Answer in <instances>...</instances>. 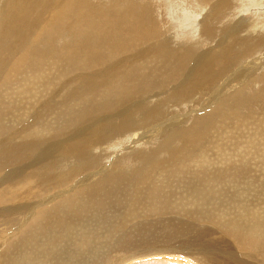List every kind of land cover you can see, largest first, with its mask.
Segmentation results:
<instances>
[{"label":"rangeland","instance_id":"rangeland-1","mask_svg":"<svg viewBox=\"0 0 264 264\" xmlns=\"http://www.w3.org/2000/svg\"><path fill=\"white\" fill-rule=\"evenodd\" d=\"M6 1L0 0V8ZM88 1L92 9L107 11L110 19L118 11H125L116 10L119 0ZM128 2L125 0V5ZM131 3L130 6H141L139 9L147 11L157 30L155 36L141 38L137 32L130 33L129 20L125 26L115 25L112 33L104 29L103 33L111 36L106 37L109 47L101 64L96 65L87 63L94 54L93 48L86 53L79 50L72 54L69 50L71 39L82 44L86 40L101 41L103 37L86 25L77 26L75 16L65 22L63 31L53 34L45 31L47 34L42 33L35 43L32 41L36 32L27 27L32 20L27 23L28 29L23 30L27 40L21 39L31 41L32 55L28 65L17 69L13 68L14 63L28 50L19 48L15 37L0 29L6 33L5 37L9 34L5 38L0 32V56L6 51V56L0 59L8 60V63L0 61V70L4 68L0 72V264L8 260L12 264H200L190 256L171 251L154 255V249L163 244L167 248L189 242L195 243L196 248L199 243L202 245L200 233L206 237L203 242L214 240L216 245L220 239L228 243L225 248L232 247L240 260L264 264L260 235L253 242L248 236L247 242L253 248L244 250L224 226L229 218L209 222L202 220L200 214L203 209L214 211L205 204L213 202V208H219L224 201L229 206L226 208L238 211L231 210L232 217L246 212L242 205H249L247 211L252 209L251 215L264 219V0H212L205 6L198 0H131ZM221 3L223 11L219 14ZM67 25L72 28L68 30ZM120 26H124V31L127 29V36ZM75 30L77 37L82 33L79 38ZM10 36L15 43L10 39L7 43ZM51 45L58 48L60 56L47 53ZM159 46L172 52L191 53L192 59L188 65L184 64L183 72L182 68L179 70L181 75L177 79L171 71L174 67L171 60L148 56V51ZM9 50L13 52L11 55L7 54ZM205 53L220 58L212 66L217 71L216 78L209 86L205 84L204 88L187 93L191 71L206 60ZM44 57L47 60L43 61ZM124 70L125 75L120 78ZM113 73L115 76H110ZM174 92H183L184 96L178 98ZM154 109L158 116L140 122L145 111ZM124 116L132 117L129 121L133 125L119 130ZM204 120L210 125L206 126ZM105 123L109 125L104 126L108 131L103 129ZM177 129L184 132L197 129L195 136L204 131V137H194L200 141L191 140L185 145L179 140L171 141L174 148L182 149L175 160L172 151L169 153L162 145L171 144L166 141L167 134ZM91 133L99 136L97 143L79 154L64 157L61 147L91 137ZM4 146L11 150L14 159ZM85 162L90 168L85 167ZM231 164L235 165L232 170ZM107 175L108 180H104ZM210 176L219 178L218 182ZM228 178V184L224 183ZM192 190L211 194L209 201L192 203ZM217 214L227 216L225 210ZM179 227L184 229L181 232L192 227V233L188 230L178 236ZM55 244L66 247L65 252L63 248L58 252L59 258L52 250Z\"/></svg>","mask_w":264,"mask_h":264},{"label":"bare ground","instance_id":"bare-ground-1","mask_svg":"<svg viewBox=\"0 0 264 264\" xmlns=\"http://www.w3.org/2000/svg\"><path fill=\"white\" fill-rule=\"evenodd\" d=\"M5 1V0H4ZM114 1V0H113ZM128 1V0H127ZM203 6H205L204 4H206L207 5V3H209L210 4V1H212V0H198ZM130 3H131V0H130ZM130 3L128 2L126 5H125V0L124 1H117V9L116 10H121V9H124L125 11H118L113 17H111V19L110 18H108V14H107V11H99V10H96V9H92L91 8V6H90V3H89V1L88 0H7L6 1V4L3 6V7H1L0 8V29L2 30V29H4V32L6 31V33H11L10 35H12L13 37H15L14 39H13V37L12 36H10V38H8V39H6V41H8L9 39L11 40V37H12V39L13 40H15V42L14 41H12L11 43L13 44V43H15V45L17 44L18 45V47L19 46H21L22 48H24L25 50L27 49L28 51H25V52H27V53H24V55H23V57H21V59L20 58H17V59H19L18 61H14L13 63H14V67L13 68H15V69H17V68H19V67H21V66H24L25 67V65H28L29 63H28V60L30 61V56L32 55V54H30L29 52H30V46H31V41L30 42H27V41H24V40H27V39H25V32L23 33V30L24 29H28V28H26V25H27V23L29 24V22L31 21V23H30V25L28 26L27 25V27H32L31 29H28L30 32L32 31L33 33L34 32H36V34H35V40H33L32 41V43H35L36 42V40H37V42H38V40H40V38H41V36H42V33H43V35H44V33H45V31L46 32H49V34L51 33V34H53V32H55V33H58V31L60 32V30H62V29H64V27L65 26H63L64 24H65V22L66 21H68V19L70 18V17H76L77 19H76V25L77 26H82V25H86L89 29H91V30H93V31H95L96 33H99V34H101L103 37H105V39L103 38V37H101V41L98 39V41H95V40H86V41H84L82 44L81 43H79V42H74L73 43V41H74V39H71V40H73L72 41V43L71 42H69L68 43V46H69V50L71 51V53L72 52H74V53H76V52H78L79 50L81 51L82 50V52L84 51H88L90 48H93L94 49V54H92L89 58H88V62H87V58H86V62L87 63H91L92 62V64H94V65H96V64H101V62H100V60L101 59H104V56H103V54L106 52V50L108 51V47H109V42H108V40L106 39V37H111L110 36V34H108V35H106V34H104L103 33V31H104V29H107L109 32H111L112 33V31L115 29V25H121V24H124V26L126 25L125 23L129 20L130 21V25L131 26H129L130 27V33H134V32H137V33H139V36L141 37V38H145V37H148V38H150V36H155V33H156V27H154V25H153V21L151 20V19H149V17H148V15H147V11L146 12H143L141 9H139V7L141 8V6H137L138 8H135V7H133L132 5L134 4V2H132L131 4V6H130ZM136 4V3H135ZM100 5V4H99ZM113 5V4H112ZM115 5V6H116ZM136 5H139L138 3L136 4ZM147 5V4H146ZM114 6V5H113ZM202 6V7H203ZM210 6V5H209ZM111 6H109V8H110ZM130 7V8H129ZM207 7V6H206ZM128 9V10H127ZM112 10V9H111ZM127 10V11H126ZM149 10V9H148ZM207 10V9H206ZM223 11V4L221 3L220 4V6H218V9H217V12L219 13V11ZM185 11V10H184ZM150 12V11H149ZM217 13V14H218ZM220 14V13H219ZM110 16H112V15H110ZM44 17H46V20H44L43 18ZM74 17V18H75ZM202 19V18H201ZM151 20V21H150ZM71 22V21H70ZM70 23H68V25H69ZM68 25H67V29L69 30V28H72L71 26H69V28H68ZM123 26V27H124ZM121 27V26H120ZM119 27V29H121L122 28V30L124 31V29H123V27H121L120 28ZM202 27V26H201ZM99 28V29H98ZM149 28V29H148ZM209 28H210V26H209ZM38 29V30H37ZM66 29V28H65ZM211 29V28H210ZM67 30V31H68ZM73 30V29H72ZM106 30V31H107ZM117 30H118V28H117ZM201 30H203V28L201 29ZM206 30V29H205ZM209 30V29H208ZM14 31L16 32V34H14ZM63 31V30H62ZM65 31V30H64ZM71 31V30H70ZM1 33H2V35L5 37V34L6 33H4L3 34V32L2 31H0ZM29 32V33H30ZM75 32V34H76V37H77V33H76V30L74 31ZM73 32V33H74ZM128 31H127V29L124 31V34H126ZM203 32H204V30H203ZM208 32V34H211V32L209 33V31H207ZM207 32L205 33L206 35H207ZM15 35H13V34ZM72 33V35H74ZM79 33V32H78ZM81 33V32H80ZM79 33V35H81ZM132 33V34H133ZM9 34H7V36L9 35ZM47 33H45V35H46ZM123 34V35H124ZM23 35H24V37H23ZM29 35V34H28ZM79 35H78V37L77 38H79ZM84 35V34H83ZM114 35H117V34H114ZM2 36V37H3ZM7 36L5 37V38H7ZM16 36L17 37H19L20 36V38H16ZM32 36H33V34H32ZM48 36V35H47ZM50 36V35H49ZM126 36H127V34H126ZM130 36H132L131 34H130ZM225 36V35H224ZM1 37V38H2ZM4 37L2 38L3 40H4ZM21 37L22 38H24V40H22L21 39ZM75 37V36H74ZM76 37H75V39H76ZM116 37V36H115ZM49 38V37H48ZM81 38V37H80ZM33 39V38H32ZM55 39V38H54ZM83 39H84V37H83ZM86 39V38H85ZM233 39H234V37H233ZM261 38H259V40H260ZM10 40L7 42V43H9L10 42ZM50 40V39H49ZM111 39H109V41H110ZM122 40H124L125 41V39H122ZM138 40V39H137ZM35 41V42H34ZM54 41V40H53ZM100 41V42H99ZM113 41V40H112ZM123 41V42H124ZM144 41V40H143ZM45 42H46V40H45ZM106 42H108V44L106 43ZM134 42H135V40H134ZM158 42V41H157ZM229 42V41H228ZM22 43H24V45L22 44ZM52 43V42H51ZM257 43V42H256ZM255 43V44H256ZM262 43V42H261ZM6 44V43H5ZM5 44H2V45H5ZM42 44H44V43H42ZM84 44H86V45H84ZM150 44V43H149ZM227 44V43H226ZM252 44H254V43H252ZM23 45V46H22ZM48 45V44H47ZM229 44H227V46H228ZM6 46V45H5ZM12 46V45H11ZM227 46H225V47H227ZM248 46H251V45H248ZM40 47V46H39ZM65 47V46H64ZM224 47V48H225ZM233 47V46H232ZM257 47V46H256ZM1 48H2V46H1ZM0 48V50L2 51V49ZM17 48V47H16ZM20 48V47H19ZM18 48V49H19ZM35 48V47H34ZM66 48V47H65ZM111 48V47H110ZM109 48V49H110ZM185 48V47H184ZM224 48H223V50H224ZM250 48V47H249ZM8 49V48H7ZM11 49V48H10ZM229 49V48H228ZM232 49V48H231ZM4 50V49H3ZM6 50V49H5ZM45 50V49H44ZM57 50H58V48H57ZM56 49H55V47H52V45H51V47H49V49L47 50V53L48 54H50V55H52L54 52L55 53H57L58 51H57ZM151 50V49H150ZM189 50V49H188ZM221 50V49H220ZM245 48H244V52H245ZM250 50V49H249ZM252 50V49H251ZM8 51V50H7ZM10 51V50H9ZM19 51V50H18ZM23 51V50H22ZM57 51V52H56ZM90 51V50H89ZM12 51H10V52H8L7 54H10ZM17 52V51H16ZM60 52V51H59ZM61 52H65V49L63 48V49H61ZM81 52V53H82ZM93 52V51H92ZM224 52H225V50H224ZM223 52V53H224ZM227 52V51H226ZM229 52V51H228ZM0 53H2V52H0ZM13 53V52H12ZM11 53V54H12ZM36 53V52H35ZM46 53V54H47ZM67 53V52H66ZM70 53V54H71ZM86 53V52H85ZM84 53V54H85ZM149 53V54H148ZM148 56H153V57H158L159 59H164L165 61L166 60H171V63H174V67L171 69V71H172V73L175 75V78L177 79L178 77H180V73H178L179 72V70L182 68V72L184 71V64H187L188 65V62L192 59V57H191V53L190 52H178V51H175V52H172V51H169L168 49H167V47H153V49L149 52L148 51ZM222 53V52H221ZM243 53V52H242ZM10 54V55H11ZM18 54V53H17ZM23 54V53H22ZM34 54V53H33ZM43 54V53H42ZM44 54H45V52H44ZM47 54V55H48ZM60 54H62V53H60ZM73 54V53H72ZM80 54V53H79ZM83 54V53H82ZM16 55V54H15ZM20 55V54H19ZM39 55H41V52H40V54ZM56 55V54H55ZM59 54L57 53V55L56 56H58ZM63 55V54H62ZM61 55V56H62ZM78 55V54H77ZM106 55V54H105ZM205 55H206V53H205ZM211 54L209 53L208 55H206L205 56V58H206V60H204L203 62H201V63H198V65H197V68H194V70H192L191 71V78H190V81H189V78H188V84H190L189 86H188V90H187V93H188V91H191V90H193V89H195V88H201V87H205L206 85L205 84H211V83H213V80H215L214 78H216V75H217V71H215V70H213L212 69V66H213V68H214V63L216 64L219 60H220V58H217L216 59V55H211ZM2 56V55H1ZM1 56H0V58H1ZM3 56H6V51H5V55L3 54ZM3 56H2V58H3ZM44 56V55H43ZM60 56V55H59ZM107 56V58L109 59V55L107 54L106 55ZM105 56V57H106ZM18 57V56H17ZM40 58H42V56H39ZM73 57H74V55H73ZM208 57V58H207ZM223 57H224V55H223ZM226 57H227V55H226ZM6 58V57H5ZM8 58V57H7ZM45 59L43 60V61H45V60H47L46 59V57H44ZM49 58V57H48ZM50 58L52 59V56H50ZM57 58V57H56ZM69 59H71L72 57H68ZM111 58V57H110ZM225 58V57H224ZM231 58H233V56H231ZM17 59H15V60H17ZM32 59V58H31ZM43 59V58H42ZM50 59V60H51ZM54 59H55V57H54ZM54 59H52V60H54ZM219 59V60H218ZM222 59V58H221ZM228 59V58H227ZM226 59V60H227ZM230 59V58H229ZM6 60V59H5ZM5 60H3L2 61V59H0V61L3 63ZM56 60H58V59H56ZM61 60V59H60ZM62 60H65V59H62ZM84 60V58H82V61ZM218 60V61H217ZM224 60V59H223ZM235 60V59H234ZM8 60H6V62H7ZM10 61V60H9ZM12 61H13V59L10 61L11 62V64H13L12 63ZM81 61V62H82ZM97 63H96V62ZM103 61V60H102ZM131 61V60H130ZM66 62V61H65ZM84 62H85V60H84ZM113 62V61H112ZM122 62V61H121ZM120 62V63H121ZM197 62V61H196ZM5 63V62H4ZM8 63V62H7ZM28 63V64H27ZM228 63V62H227ZM226 63V64H227ZM78 65L79 64H81V63H77ZM197 64V63H196ZM226 64H224L223 63V65H226ZM1 65V64H0ZM6 65V67H7V64H5ZM89 65V64H88ZM105 65V64H104ZM123 65H124V63H123ZM106 66V65H105ZM125 66V65H124ZM184 66V67H183ZM229 66V65H228ZM8 67H11V66H9L8 65ZM7 67V68H8ZM90 67H92V66H90ZM98 67V66H97ZM225 67V66H224ZM99 68V67H98ZM121 68H123L122 66H121ZM108 69V68H107ZM4 70V68H2V70H0V72L1 71H3ZM116 70V69H115ZM118 70V69H117ZM186 70V69H185ZM7 71V70H6ZM5 71V72H6ZM4 72V71H3ZM7 72H9L10 73V71H7ZM101 73V72H100ZM171 73V74H172ZM2 74V73H1ZM110 74H111V72H110ZM127 74V73H126ZM109 75V74H108ZM124 75H125V70H124V72L122 71V73H120L119 74V77L120 78H123L124 77ZM187 75V74H186ZM93 76V75H92ZM110 76H115V74L113 73V75H110ZM118 76V75H117ZM162 77V76H161ZM110 78V77H109ZM120 78H119V80H120ZM108 79V78H107ZM106 79V80H107ZM33 80V79H32ZM175 80V79H174ZM34 81V80H33ZM212 81V82H211ZM163 82H165V81H163ZM89 83V82H88ZM98 85V84H97ZM208 85V86H209ZM90 86H92V87H95V84L94 83H91V85ZM128 89H130V88H128ZM142 90V89H141ZM140 90V91H141ZM199 90V89H198ZM139 91V90H138ZM139 91V92H140ZM183 91V90H182ZM172 92V91H171ZM200 92V91H199ZM138 93V92H137ZM161 93V92H160ZM173 93V92H172ZM175 93V92H174ZM132 94V93H131ZM183 94V92H178V93H175L174 95H176V97H178V98H180L181 96H184V95H182ZM174 95H172V96H174ZM175 97V98H176ZM127 98V97H126ZM173 98V97H172ZM125 98H123V100H124ZM186 101V100H185ZM102 103V102H101ZM113 103V102H112ZM115 104V103H114ZM121 104V103H120ZM111 105V104H110ZM104 106V105H103ZM109 106V105H108ZM112 106V105H111ZM111 106H109V107H111ZM121 106V105H120ZM115 107V106H114ZM105 108V107H104ZM104 108H103V110H104ZM147 108V107H146ZM102 109V108H101ZM120 109V108H119ZM159 109V108H158ZM113 110V109H112ZM8 111V110H7ZM111 111V110H110ZM105 112H106V110H105ZM140 112V111H139ZM161 112V111H160ZM112 113H113V111H112ZM222 113V112H221ZM91 114V113H90ZM89 114V115H90ZM117 114V113H116ZM154 115H159V112L157 111V109H154L153 111H145L143 114H142V116H141V120H140V122L141 121H143V122H147V121H149L150 120V118L151 117H154ZM85 117V116H84ZM125 118H124V120L122 119V121H124L123 122V124H120L121 126L118 128L119 130L120 129H128V128H130L132 125H133V123H130V121L129 120H132L133 118L131 117H128V116H124ZM106 118V117H105ZM156 118V117H155ZM154 118V119H155ZM109 119V118H108ZM203 119V118H202ZM204 122H205V120H204ZM99 123V122H98ZM107 123H110L109 121L107 122ZM107 123H105L104 125H103V129H105L106 127H104V126H108V128H109V125H107ZM146 124H148V123H146ZM205 124H206V122H205ZM207 124H209L210 125V123H207ZM207 124H206V126H207ZM99 125H100V123H99ZM96 127H97V125H95ZM218 127V126H217ZM102 128V127H101ZM93 129V128H92ZM97 130L98 129H100L99 127L98 128H96ZM107 129V128H106ZM106 129L104 130V131H106ZM203 129V128H202ZM109 129H107V131H108ZM101 131V135H102V129L100 130ZM99 131V132H100ZM123 131V130H122ZM197 131V129L196 130H193V131H190L189 130V132H184V130L183 131H181V130H173V131H171L169 134H167V135H169L168 136V139L166 140V141H168L169 143H171V141L172 142H174V140H179V142L181 141L182 142V144H187L189 141H191V140H195V141H200V140H198V139H194V137H196V138H201L202 136L204 137V135H203V132L201 133H198V135H196L195 136V132ZM117 132V131H116ZM208 133V132H207ZM92 134V133H91ZM90 134V136L91 137H88V138H85V139H82L81 137V139L79 140V141H75L74 143H72L71 145H70V142H68L69 143V145H66L65 147H61L62 149H63V153L65 154V156L64 157H66V154H67V156H68V154H70V156L71 155H73V153L74 152H77L78 154H79V152L80 151H83V150H87L88 148H90V146L95 142V143H97L96 142V140H98V138H99V136H98V138H97V136H96V133H94V135L92 134L91 135ZM98 135H99V133H97ZM226 134V133H225ZM261 134V133H260ZM206 135H208V134H206ZM205 135V136H206ZM69 136V135H68ZM88 136V135H87ZM87 136H85V137H87ZM17 137H18V135H17ZM22 137V136H21ZM202 137V138H203ZM73 138V137H72ZM163 138V137H162ZM6 139V138H5ZM22 139V138H21ZM69 139V138H68ZM71 139V138H70ZM165 139V138H164ZM72 141V140H71ZM74 141V140H73ZM99 141H101V140H99ZM194 141V142H195ZM7 142V141H6ZM181 142H180V144H181ZM232 142V141H231ZM8 143V142H7ZM67 143V144H68ZM178 143V142H177ZM23 144V143H22ZM25 144V143H24ZM198 144V143H197ZM226 144V143H225ZM184 145H183V147H184ZM15 146H16V144H15ZM163 147H165V148H167V149H169V153H171V151H172V153H173V156L175 157L176 156V158H175V160L177 159V156H180V155H178V154H181V150L182 149H177V148H174L173 146L174 145H172V143L170 144V145H168V143L167 142H165L164 143V145H162ZM1 147H3V146H1ZM22 147V146H21ZM182 147V148H183ZM4 148H8V147H5L4 146ZM184 148H186V147H184ZM1 149H3V148H1ZM9 149H11V148H9ZM8 150V149H7ZM6 150V151H7ZM218 150V149H217ZM220 150H221V148H220ZM226 150V149H225ZM8 151H10V152H8L9 154V156H10V158L11 159H14V158H12L11 156L12 155H10V153H11V150H8ZM3 152V151H2ZM4 152H5V149H4ZM3 152V153H4ZM60 152H62V151H60ZM59 152V153H60ZM85 152V151H84ZM183 152V151H182ZM2 153V154H3ZM72 153V154H71ZM77 153H76V155H77ZM83 153V152H82ZM184 153V152H183ZM5 155L7 154V152H5L4 153ZM185 154V153H184ZM192 154V153H191ZM4 155V156H5ZM75 155V154H74ZM183 155V154H182ZM189 155V154H188ZM193 155V154H192ZM195 155V154H194ZM193 155V156H194ZM199 155H200V153H199ZM16 156H17V154H16ZM3 157V156H2ZM1 157V158H2ZM201 157V156H200ZM7 157H5V159H6ZM172 158V157H171ZM186 158V157H185ZM197 158V157H196ZM202 158V157H201ZM16 159H18V158H16ZM170 159V158H169ZM168 159V160H169ZM173 160H174V158H172ZM180 159V158H179ZM205 158H203V160H204ZM207 159V158H206ZM9 160V159H8ZM85 160V159H84ZM174 160V161H175ZM200 160V159H199ZM202 160V159H201ZM170 161H171V159H170ZM173 161V162H174ZM88 162H90L89 160H88ZM207 162V161H206ZM86 163V162H85ZM84 163V164H85ZM232 163V162H231ZM0 164H1V162H0ZM83 163H81L80 165H82ZM233 164H236L235 162L233 163ZM233 164H231L230 165V167L233 165ZM3 165V164H2ZM88 165V163H86V166L85 167H87V169L88 168H90V167H88L87 166ZM156 165V164H155ZM158 165H160V164H158ZM165 165V164H164ZM49 166V165H48ZM153 166V165H152ZM207 166H209V165H207ZM235 166V165H234ZM233 166V167H234ZM82 167H83V165H82ZM155 167V166H154ZM157 167V166H156ZM233 167H231V170L233 169ZM44 168V167H43ZM52 168V167H51ZM81 168V167H80ZM87 169L85 170V168H83V170L84 171H87ZM240 169V168H239ZM39 170V169H38ZM74 170V169H73ZM77 170V169H76ZM80 170V169H79ZM81 170H82V168H81ZM231 170H230V173H231ZM197 171H198V169H197ZM233 171H236V169H234ZM10 172V171H9ZM82 172V171H81ZM228 172V171H227ZM28 173V172H27ZM40 173V172H39ZM58 173V172H57ZM212 174H213V172H211ZM246 173V172H245ZM50 174V173H49ZM71 174V173H70ZM216 174V173H215ZM222 174V173H221ZM228 174H229V172H228ZM228 174L226 173V175L228 176ZM233 172L231 173V175L233 176ZM235 174H236V172H235ZM47 175V174H46ZM59 175V174H58ZM69 174H67V176H68ZM154 175V174H153ZM211 175V174H210ZM237 175V174H236ZM73 176V175H72ZM108 176V175H107ZM109 176L111 177V175L109 174ZM109 176L107 177V178H105L104 180H108V178H109ZM219 176V175H218ZM222 176V175H221ZM69 177V176H68ZM68 177H66V178H68ZM211 177V176H210ZM250 177V176H249ZM50 178H51V176H50ZM62 179H64L65 178V176H62L61 177ZM112 178V177H111ZM199 178V177H198ZM212 178V177H211ZM216 178V177H215ZM223 178V177H222ZM233 178V177H232ZM236 178V177H235ZM208 179V178H207ZM213 179V178H212ZM217 179H219V178H216V180L215 179H213L214 181H216V182H218V180ZM45 180V179H44ZM47 180V179H46ZM67 180V179H66ZM223 179H221V181H222ZM227 181H223L224 183H227L228 184V180H230V178H228V179H226ZM237 180V179H236ZM240 179H238V181H239ZM61 181V180H60ZM59 181V182H60ZM121 181V180H120ZM48 183H49V181H47ZM51 182V181H50ZM205 182H206V180H205ZM209 182V181H208ZM213 182V181H212ZM212 182L210 183V185L212 184ZM235 182V180H233V183ZM237 182V181H236ZM234 183V184H236L235 186H237L238 184L237 183ZM167 183V182H166ZM214 184H215V182H213ZM220 183V182H219ZM231 183V182H230ZM240 183V182H239ZM203 184V183H202ZM202 184H200V186L202 185ZM206 184V183H205ZM209 184V183H208ZM226 184V185H227ZM233 184V185H234ZM49 185V184H48ZM209 185V186H210ZM213 185V184H212ZM225 185V186H226ZM231 185V184H230ZM232 185V186H233ZM206 186H207V184H206ZM221 186H223V185H221ZM227 186H229V185H227ZM239 186V185H238ZM208 187V186H207ZM219 187V186H218ZM214 188V187H213ZM236 188V187H235ZM203 189V188H202ZM215 189V188H214ZM236 189H238V187L236 188ZM195 190V189H194ZM194 190H192V192H190V194L192 195L191 196V198H192V203H199V204H203L204 202H207V201H209L208 200V198H210V195L211 194H208L206 191L205 192H193ZM235 190V189H234ZM243 189H241V191H242ZM187 191V190H186ZM191 191V190H190ZM213 190H211V192H212ZM238 191H240V190H238ZM245 191V190H244ZM210 192V193H211ZM229 192V191H228ZM214 193V192H213ZM217 193V192H216ZM215 193V194H216ZM222 194V193H221ZM1 195V194H0ZM224 195H226V194H224ZM242 195V194H241ZM212 196H213V194H212ZM238 196V195H237ZM217 197V196H216ZM225 197H227V196H225ZM225 197H221V198H225ZM228 198V197H227ZM233 198V197H232ZM226 199V198H225ZM224 199V200H225ZM234 199H235V196H234ZM207 200V201H206ZM212 199H210V201H211ZM216 200V199H215ZM215 200H212V201H215ZM230 200V199H229ZM221 201V200H220ZM231 201V200H230ZM222 203H221V205H223V207H221V206H219V208L218 207H216V208H213V202L211 203V202H209V204H205V205H209V207H212V209L211 210H213L214 209V211H208V210H205V209H203L204 210V213H200L201 214V218H202V220H205V221H209V222H216V221H220L221 219H227V218H229V220L227 221V222H225L224 223V226L226 227V228H229L230 229V232H229V234H232V236H233V238L236 240V241H234L235 243H237V244H240V246L244 249V250H247V248H253L252 247V245H251V242L249 243V241L247 242V240H248V236H250V239H251V241L253 242V240L256 238V236H258V235H260L259 237H261V240H259V241H262L261 242V244L262 245H264V240H262V238H264V237H262L263 235H264V219L263 218H261V217H258L257 216V214H255V215H251L250 214V212L252 211V209H250L251 211H247L248 210V207H249V205H248V207H245V206H241V208L242 207H244V208H246L247 210H246V212L244 211V213L243 214H240V213H238L239 214V216L238 215H235V217H232V215H234L233 213H231L232 211L231 210H233V209H229V208H226V206H228V205H226L225 206V204H223V202L224 201H221ZM227 202H229L228 200H227ZM92 203V202H91ZM211 203V204H210ZM220 204L219 202H216V204ZM225 203V202H224ZM230 203V202H229ZM228 203V204H229ZM234 203V202H233ZM231 204V203H230ZM229 204V205H230ZM38 205V204H37ZM71 205V204H70ZM196 205V204H195ZM235 205V204H234ZM40 206V205H39ZM202 206V205H201ZM231 206H233V205H230V207ZM256 206V205H255ZM160 207V206H159ZM229 207V206H228ZM236 207L237 206H235L234 208L236 209ZM250 207H252V206H250ZM254 207V206H253ZM257 207V206H256ZM24 208V207H23ZM84 208V207H83ZM199 208H202V207H200L199 206ZM240 208V207H239ZM207 209V208H206ZM215 209H217V211L215 210ZM254 209V208H253ZM33 210V209H32ZM55 210V209H54ZM220 210H225V213H226V215L227 216H225V215H220V216H218V214H217V212H219ZM241 210V209H240ZM242 210H243V208H242ZM233 212H234V210H233ZM236 212H238V211H236ZM236 212H234V213H236ZM254 212V211H253ZM53 213V212H52ZM164 213V212H163ZM191 213V212H190ZM255 213V212H254ZM253 213V214H254ZM128 214V213H127ZM199 214V215H200ZM52 215V214H51ZM56 215H58V214H56ZM259 215V214H258ZM33 217V216H32ZM191 217H193V216H191ZM50 219V218H49ZM123 219V218H122ZM200 220V219H199ZM115 221V220H114ZM124 221V220H123ZM125 221H127V218H125ZM224 222V221H223ZM48 224V223H47ZM57 224H59V223H57ZM67 225V224H66ZM69 225H70V223H69ZM124 225V224H123ZM142 225V224H141ZM178 225V224H177ZM187 225V224H186ZM190 225V224H189ZM57 226V225H56ZM59 226V225H58ZM71 226V225H70ZM69 226V227H70ZM164 226V225H163ZM176 226V225H175ZM180 226V225H179ZM183 226H185V225H183ZM221 226V225H220ZM59 228V227H58ZM64 228V227H63ZM75 228V227H74ZM121 228V227H120ZM192 228V227H191ZM190 227H188V229L186 230V231H190L191 233H192V229H191ZM115 229V228H114ZM117 229H118V227H117ZM199 229V228H198ZM197 229V230H198ZM69 230V229H68ZM74 230V229H73ZM182 230H184V229H182V227H179V228H177L176 229V233H178V234H181V235H178V236H183L182 234L183 233H185L186 231H183V232H181ZM196 230V231H197ZM219 230V229H218ZM88 231V230H87ZM115 231V230H114ZM226 232V231H225ZM16 233H18V232H16ZM176 233H174V234H176ZM190 233V234H191ZM228 233V232H227ZM177 235V234H176ZM176 235H175V237H176ZM61 236H63V235H61ZM174 236V235H173ZM199 238H200V240H201V244L202 245H200V243H199V246H196V248H194V245L193 244H195V243H193V244H191V243H189V242H187L189 245H180V246H178V247H176V246H174V245H172V247H165V245L163 244V246H157V249H154L155 251H154V255H158V254H162V253H170V251H171V254H184V255H186V256H190L191 258H194L198 263H200V264H250V263H248V262H246V261H244V260H240V259H238L237 257L238 256H236V253H234V251H233V249H232V247H230L229 249H226L225 247H228V243H225V242H223L222 240H217L216 242H215V244L216 245H214L213 243H214V240H212V241H202L204 238H206V237H204L205 235L204 234H202V233H200L199 235ZM228 236V235H227ZM231 236V237H232ZM169 238H171V235H170V237ZM182 237H180V239H181ZM190 239H192V238H190ZM60 240H62V239H60ZM171 240V239H170ZM255 240H258L257 238L255 239ZM254 240V241H255ZM180 241V240H179ZM194 241V240H193ZM226 241V240H225ZM233 241V240H232ZM242 241V242H241ZM34 242V241H33ZM35 243V242H34ZM186 243V242H185ZM197 244V243H196ZM56 246L55 247H53V252H54V254H56V258H59V254H58V252L59 251H61V248H63L62 249V251L64 250V252H65V250H66V247L65 246H63L62 247V245L60 244L59 245V247H57V244H55ZM46 246V245H45ZM230 246V245H229ZM50 247V246H49ZM239 247V246H238ZM92 248V247H91ZM44 250V249H43ZM48 250V249H47ZM46 250V251H47ZM252 250V249H251ZM38 251V250H37ZM93 251H95V250H93ZM64 252H63V254L62 255H64ZM90 252V251H89ZM61 253V252H60ZM145 255H151L149 252H143ZM28 255V254H27ZM185 257V256H184ZM196 257V258H195ZM199 258H201V259H203V262H201V260L199 259ZM32 259V258H31ZM36 259V258H35ZM40 259V258H39ZM73 259H74V257H73ZM60 260V259H59ZM2 261V260H1ZM4 261H5V259H4ZM9 261V260H8ZM6 261V263L4 262V264H12V261ZM17 261V260H16ZM72 261V260H71ZM124 261V260H123ZM59 262V261H58ZM119 262H121V261H119ZM65 263H68V262H66L65 261ZM75 263H77V261L75 262ZM1 264H2V262H1ZM13 264H16V262H13ZM40 264V263H39Z\"/></svg>","mask_w":264,"mask_h":264}]
</instances>
